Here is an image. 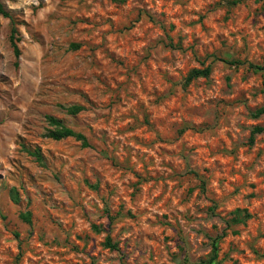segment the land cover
<instances>
[{
  "label": "rangeland",
  "instance_id": "1",
  "mask_svg": "<svg viewBox=\"0 0 264 264\" xmlns=\"http://www.w3.org/2000/svg\"><path fill=\"white\" fill-rule=\"evenodd\" d=\"M234 1L0 0V264H264V0Z\"/></svg>",
  "mask_w": 264,
  "mask_h": 264
},
{
  "label": "trees",
  "instance_id": "2",
  "mask_svg": "<svg viewBox=\"0 0 264 264\" xmlns=\"http://www.w3.org/2000/svg\"><path fill=\"white\" fill-rule=\"evenodd\" d=\"M239 0H235L234 3L238 2ZM0 14L4 17H10L9 14L3 9L2 7V4L0 3ZM18 42H19V38L16 36V30L14 28V26H12L11 28V33H10V45L12 47V50H13V54H14V57H15V62H14V66H18V58L20 57V50H19V47H18ZM220 61H222L223 63L225 64H228V65H239L241 64L239 61H236V60H227V59H219ZM250 67H252L251 64H249ZM210 74V68L209 66L207 67H203V68H195V69H192L187 78H186V82H190L191 80L193 79H196L198 77H208ZM80 108L78 106H73L70 108V111L71 112H76L78 111ZM264 113V106L261 107L260 109L257 110L256 114L255 115H260V114H263ZM48 120L49 122L51 123L52 126H55V129L54 130H51L49 131V137L53 138V139H56V140H60V139H63V138H74L76 139L77 141H80L81 142V145L83 147H87L89 146V144L87 143L86 141V138L74 131L73 129L67 127V126H64L62 125L58 120L54 119L53 117H48ZM264 131V127H261V126H255L252 130H251V134L249 136V144L253 143L254 141V136L256 134H260ZM12 193V196L13 198L15 197V193L14 192H11ZM241 213L242 216L244 218H249L250 215L248 214V212H246L245 209L241 210V209H236L234 211V216H233V222L234 223H240L242 220H241ZM21 217L29 222V216L28 214H22ZM106 245L111 247V248H115L116 246L114 244H111L110 240L109 239H106Z\"/></svg>",
  "mask_w": 264,
  "mask_h": 264
}]
</instances>
